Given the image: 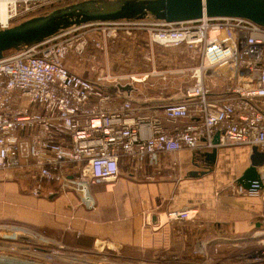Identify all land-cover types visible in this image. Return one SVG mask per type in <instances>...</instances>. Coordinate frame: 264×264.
I'll return each mask as SVG.
<instances>
[{
  "label": "built area",
  "instance_id": "built-area-1",
  "mask_svg": "<svg viewBox=\"0 0 264 264\" xmlns=\"http://www.w3.org/2000/svg\"><path fill=\"white\" fill-rule=\"evenodd\" d=\"M56 1L0 0V28ZM93 25L101 29L99 39L75 32ZM137 29L146 31L152 46L178 47L181 53L185 48L189 58L179 69L185 79L178 94L162 102L166 118L183 120L170 131L159 115L134 114L130 98L113 101L107 89L110 83L118 89L122 77L141 81L149 72L122 76L100 71L90 77L66 64L70 52H86L90 39L104 50L107 36L116 38L120 31L130 35ZM146 58L152 59L151 50ZM227 145L264 149V25L249 18L145 17L72 25L0 57V168L32 179L34 195L41 194L45 184L57 183L61 190L77 189L80 201L92 207L91 184L116 177L122 157L139 170L143 160L157 162L161 152ZM262 182L259 177L248 187L239 185L238 191L256 196ZM196 215L195 207H172L160 214L159 222ZM259 252L264 256V250Z\"/></svg>",
  "mask_w": 264,
  "mask_h": 264
},
{
  "label": "crops",
  "instance_id": "crops-1",
  "mask_svg": "<svg viewBox=\"0 0 264 264\" xmlns=\"http://www.w3.org/2000/svg\"><path fill=\"white\" fill-rule=\"evenodd\" d=\"M151 46L143 29L134 30L130 35L120 31L116 38L108 39L103 50L104 61L95 60L90 67L79 65L75 57L67 58L66 62L70 70L90 77L100 71L122 76H142L149 72L141 81L119 79L122 85L131 82L132 88L110 91L113 101L130 98L134 114H157L164 128L170 131L183 120H169L161 106L165 99L178 94L185 79L179 69L186 59L178 47ZM149 50L152 59H141L140 53ZM100 52H95L96 58ZM156 68L162 69L165 78L162 73L150 72ZM107 88L115 89L112 83ZM212 147L161 152L157 162L145 159L139 170L133 169L129 158L122 157L116 177L91 184L95 201L92 207L80 201V193L75 188L61 190L57 183H48L41 194L34 195L30 189L32 179L15 169H0V220H22L55 235L88 238L94 245L135 246L155 252L168 248L172 236L179 233L182 240L194 242L198 247L211 240H224L217 241V246L228 250L242 241L239 239L252 230L254 219L264 214V165L259 168L263 181L260 194L235 193L226 186L237 180L249 164L251 146H216L211 169L195 173L205 168L207 162L202 152ZM7 192L11 193L10 197ZM181 206L197 208V215L191 220L159 222L164 211ZM263 240L259 239L262 243Z\"/></svg>",
  "mask_w": 264,
  "mask_h": 264
},
{
  "label": "rangeland",
  "instance_id": "rangeland-1",
  "mask_svg": "<svg viewBox=\"0 0 264 264\" xmlns=\"http://www.w3.org/2000/svg\"><path fill=\"white\" fill-rule=\"evenodd\" d=\"M66 1L58 0L54 3H60L59 5L63 6ZM18 21L21 19L15 20L14 23ZM81 31H85L86 36L90 38L99 39L98 36L101 35V29L94 25L75 30V32ZM181 49L186 59L184 65H188V57L185 58L186 49ZM85 51L79 55L70 52L67 58L75 57L78 64L85 67L94 66L95 60H105L103 50L94 46L91 39ZM95 52H100L97 58ZM148 54L149 52L140 53L141 59H145ZM139 85L143 86L142 83ZM239 185L241 184L237 183L235 178L226 187L239 193ZM7 195L10 197L11 193L7 192ZM7 195L6 199H8ZM172 221L176 222V220H170L167 223ZM254 222L252 230L258 231L253 233L251 230L239 239L242 241L231 245L228 250L217 246V241H224L221 239L211 240L206 245L198 247L194 242L182 240L181 235L176 233L172 236V242L168 248L148 252V249L135 246L131 248L100 243L94 245L88 238L72 237L68 234L55 235L32 223L5 218L0 220V264H264V256L259 252V250H264V243L259 241V239H264V214L257 216ZM180 228L185 229L182 225Z\"/></svg>",
  "mask_w": 264,
  "mask_h": 264
},
{
  "label": "water",
  "instance_id": "water-1",
  "mask_svg": "<svg viewBox=\"0 0 264 264\" xmlns=\"http://www.w3.org/2000/svg\"><path fill=\"white\" fill-rule=\"evenodd\" d=\"M240 16L264 25V0H80L50 11L34 14L8 27L0 28V57L9 49H19L42 41L61 29L72 25L112 21L123 18L152 17L166 21L195 19L202 16ZM120 88L129 90L130 83ZM110 91L116 89L107 88ZM216 132L213 142H218ZM217 147L202 152L207 162L206 173L215 160ZM264 165V149L251 146L249 164L238 176L237 182L243 187L260 176L259 168Z\"/></svg>",
  "mask_w": 264,
  "mask_h": 264
},
{
  "label": "trees",
  "instance_id": "trees-1",
  "mask_svg": "<svg viewBox=\"0 0 264 264\" xmlns=\"http://www.w3.org/2000/svg\"><path fill=\"white\" fill-rule=\"evenodd\" d=\"M72 1H75V0H67L65 3H63V5L66 4V3L72 2ZM59 4H60V3H54V2L49 3V4H45V5H43V6L39 7V8H37V9L35 10V13L44 12V11H46V10H48V9H52V8L58 7V6H60ZM61 5H62V4H61ZM215 242H216V241H215Z\"/></svg>",
  "mask_w": 264,
  "mask_h": 264
},
{
  "label": "bare ground",
  "instance_id": "bare-ground-1",
  "mask_svg": "<svg viewBox=\"0 0 264 264\" xmlns=\"http://www.w3.org/2000/svg\"><path fill=\"white\" fill-rule=\"evenodd\" d=\"M112 181V180H111ZM114 181V180H113ZM7 262V261H6Z\"/></svg>",
  "mask_w": 264,
  "mask_h": 264
}]
</instances>
